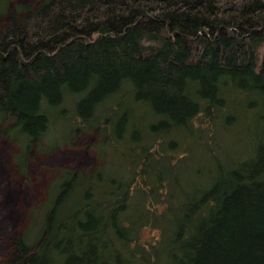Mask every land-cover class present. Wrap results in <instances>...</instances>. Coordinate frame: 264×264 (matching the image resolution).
Instances as JSON below:
<instances>
[{
	"label": "trees",
	"instance_id": "obj_1",
	"mask_svg": "<svg viewBox=\"0 0 264 264\" xmlns=\"http://www.w3.org/2000/svg\"><path fill=\"white\" fill-rule=\"evenodd\" d=\"M32 3L0 0L42 22L0 31L13 163L80 131L95 165L56 170L10 264H264V0Z\"/></svg>",
	"mask_w": 264,
	"mask_h": 264
},
{
	"label": "rangeland",
	"instance_id": "obj_2",
	"mask_svg": "<svg viewBox=\"0 0 264 264\" xmlns=\"http://www.w3.org/2000/svg\"><path fill=\"white\" fill-rule=\"evenodd\" d=\"M32 3V0H20ZM14 13V14H13ZM14 15L17 26L41 28V20L25 12L9 11L0 19V31L10 25ZM13 119L8 118L7 124ZM7 127V126H6ZM95 139L94 133L76 131L68 143L50 152L38 151L33 146L25 172H18L13 163L16 147L5 138L0 129V264H10L13 255L12 240L21 234L29 222V210L46 198L49 182L57 176V169H79L88 173L95 165V155L87 146ZM149 233L145 232V237Z\"/></svg>",
	"mask_w": 264,
	"mask_h": 264
}]
</instances>
